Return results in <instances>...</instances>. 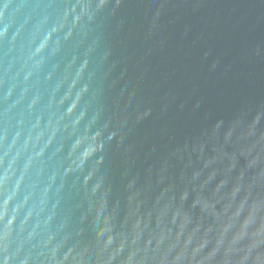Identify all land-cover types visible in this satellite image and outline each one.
<instances>
[{"label":"water","instance_id":"1","mask_svg":"<svg viewBox=\"0 0 264 264\" xmlns=\"http://www.w3.org/2000/svg\"><path fill=\"white\" fill-rule=\"evenodd\" d=\"M261 135L264 0H0V264H264Z\"/></svg>","mask_w":264,"mask_h":264},{"label":"clouds","instance_id":"2","mask_svg":"<svg viewBox=\"0 0 264 264\" xmlns=\"http://www.w3.org/2000/svg\"><path fill=\"white\" fill-rule=\"evenodd\" d=\"M259 119L260 116L257 115V117L247 125H244L242 121L237 120L231 127L230 135H232L233 132L237 130V128H240L238 139H247L255 135V125L259 122ZM257 143L261 145V152L253 156L252 150ZM262 153H264V135H261L259 139L251 147L242 149L241 152L242 155H246L250 157L248 161L249 167L259 168V172L256 177L255 183H260V184H264V155H262ZM242 188H244V185H240V184L237 185V191L240 192ZM251 188H252V184H249L247 188H245V192H246L245 206L248 205L249 198L252 195ZM252 204H254V219H255L258 216V214L264 213V196H261L259 199L253 200Z\"/></svg>","mask_w":264,"mask_h":264}]
</instances>
